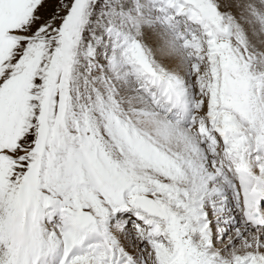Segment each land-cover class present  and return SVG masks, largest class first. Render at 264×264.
Returning a JSON list of instances; mask_svg holds the SVG:
<instances>
[{
    "label": "snow or ice",
    "instance_id": "6c2138e0",
    "mask_svg": "<svg viewBox=\"0 0 264 264\" xmlns=\"http://www.w3.org/2000/svg\"><path fill=\"white\" fill-rule=\"evenodd\" d=\"M97 2L55 0L44 16L47 0H0V264H216L213 233L223 236L220 225L235 222L229 193L248 227L259 230L253 239L240 227L235 239L228 236L229 250L237 240L246 249L232 264H264V83L246 107L233 104L230 77L221 88L215 68L224 53L214 48L210 102L189 105V113L202 109L211 117L210 129L201 117L202 147L215 146L214 155L224 147L227 168L212 181L227 182L222 199L139 175L135 144L109 109L124 62L139 47L130 33L142 26L143 0H105L92 20ZM208 5L218 18L216 35L231 37L218 5ZM235 27L247 48V33L239 22ZM197 253L212 259L198 261Z\"/></svg>",
    "mask_w": 264,
    "mask_h": 264
},
{
    "label": "rangeland",
    "instance_id": "374dc122",
    "mask_svg": "<svg viewBox=\"0 0 264 264\" xmlns=\"http://www.w3.org/2000/svg\"><path fill=\"white\" fill-rule=\"evenodd\" d=\"M164 1L165 0H158L157 2H155V0H147V4L150 7V9L155 8L157 5L159 9L162 10L163 15L160 16L162 18L161 23L157 22L155 25H152L153 26L152 27L149 24H145L142 21V26L140 28H134L131 31L130 35L132 36L134 42L139 45V47L135 51L131 52L128 60L124 62L125 66H131L130 67L132 68L131 73H129L126 76L120 75L121 79H123V83L120 85V90L116 93V95L111 97L112 103L109 111L111 116L113 117L114 122L118 121L120 127L127 130L128 135L132 138L135 144L136 154L131 158L135 161L136 172L139 175H144L160 180H166V182L175 185L177 188L181 189V191H188L190 189L189 188L190 186L192 190L193 185L200 180V177H198V173H197V167L199 166L200 163V160L198 161V159L200 156L197 155L196 150L191 148L190 145L191 141H189V138L186 136L182 138L184 141L180 139L181 137L180 138L177 137L175 139L176 136L172 141L171 140L163 141L162 138H160L153 131L154 128L153 125L148 126L147 123L142 122L141 120L142 117L141 116L139 117L137 115L138 110L141 109V107L143 108V104L145 103V105L147 104L146 106L151 109L152 114L155 113L153 115L158 119H161L162 117L161 115H163L160 109L163 110L164 108H166L170 110L169 109L171 107L169 106L170 103L163 99V94H161L160 92V89L162 87L160 83L168 80H169L168 82L174 83L173 81H175L174 79L175 76H172L173 74L169 71L170 69L171 70L178 69L182 76L186 75L185 79L187 80L188 72L186 70V67L183 66L184 69H182V67H178L179 66L178 62L181 59H183L180 61L181 65L187 62L186 58H189L188 61L191 62L193 67V69L188 68L189 73L191 74V75L189 74L190 76L189 81L192 83L190 85L191 87L188 86V88L190 87L189 91L191 93H194L195 100L197 99L196 101L204 100L206 103H209L208 99L210 93H208L205 90L208 85L206 82L208 81L206 77H203L205 79H203V85H201L200 81L197 78L198 77L197 74L199 73V76H201L200 74L205 73L206 70L205 68H207L208 64H205L204 61L200 59L203 58V56H205V53H207L209 49L211 51L214 48L217 50V52L223 51L224 53L223 56L217 55V59L220 68V73L222 74L221 81L223 80L225 81L224 79L225 74H227L230 77L229 85L235 89L232 97L233 104H239L242 107H246L247 102L244 101L247 100L249 95L254 96L252 90L253 78L251 80L248 77L246 79L244 78V72L240 71L241 65L246 63L248 64L247 67L251 71H256L258 60L256 58L255 59L252 58V53L246 50L250 46H247V48L245 49L244 45L238 41L237 35L235 33L233 35V31L231 37H229L227 34L221 35L219 37L216 35V33L220 31L219 24L217 23L218 18L216 17V13L214 9L209 7L208 0H178L181 3L185 4V6H188L186 8H189L190 11L192 10L191 13H194L193 17L196 18V20L192 19V21L186 20V17H181L180 19H178L179 21H176L175 18L171 17L172 15V11L170 10L171 7L167 6V4ZM104 3L105 0H98L97 7L91 16L92 20H96L98 17H100ZM212 3L218 5L219 11L223 16L224 27L227 28L225 10L222 8L220 4V0H212ZM54 7H55V0H47L45 8L42 10V15L44 16L50 15ZM144 17L148 18L150 17V15L144 14ZM190 25L192 28H190ZM146 27L148 28V30ZM153 28H156L157 30ZM158 29L165 30L170 35V37H168L169 40H167L165 37L159 34L156 35ZM180 37H182L181 40L179 39ZM173 38L176 40L177 45L171 42V39ZM105 39H107V37H105ZM166 41H168V43ZM210 41L212 42L211 44ZM223 43L224 45L225 44L230 45V48L222 49L220 46ZM198 48L200 49V51H198L199 50ZM237 49L238 51H236ZM108 50L109 52L111 51V45H109ZM175 50H177L178 52ZM243 50L245 51L246 54L240 53V51ZM97 51L101 53L98 59L102 60L103 51H104L103 46L98 48ZM167 53H169V56ZM178 54L181 56V59ZM233 57H235V59H233ZM173 60H178V62L176 61L177 66L170 65ZM244 60H246V62H244ZM167 62H169L168 63L169 65L167 64ZM238 63L240 64V66ZM187 65L189 66L190 64ZM197 66L199 67L200 72L194 71V68H196ZM133 67H135V69H133ZM246 74L248 73L246 72ZM147 78L151 79L152 84L145 83ZM143 84H144L143 86L144 90L142 89L139 90L137 87H140ZM174 86L177 87L179 86V84L174 83ZM202 91H204L205 93L204 95H201ZM159 93H160V97L158 98L157 96L159 95ZM180 96L182 99H184V96L182 94ZM200 111H202L201 117L202 116L204 117L205 126H210L209 118H207L204 115L202 109ZM177 112L178 109H174L173 115L170 116H168V113L166 112L165 114L166 117L165 116L164 117L168 119L170 122H172L174 119L176 124H178V122L181 120V117L174 116L175 114H177ZM193 116H195V118L197 117L195 112H193ZM201 117L196 121L187 125V128H189L190 130L193 129L199 130ZM262 131H264V129ZM157 136L159 137V139ZM176 141H178V144ZM174 142L176 144H174ZM200 142L202 145L203 142L202 141ZM125 143L127 146V141ZM173 145H176L177 147L176 146L173 147ZM184 148L186 149L183 150ZM151 149H155V151H158L159 154L161 152L162 156L166 155L164 157L166 160L171 159L173 161H166L165 163H161L153 155L154 150ZM177 149L180 150L178 151ZM149 150H151V152H148ZM162 150H165L167 152H163ZM206 150L207 152L212 151V147ZM120 155L123 154L121 153ZM210 157L213 164L214 163L216 164V162L219 161L218 156L214 155L213 153H210ZM164 173H168V176L165 177ZM58 221H59V217L57 216L53 219L51 224L54 225ZM239 225L240 223L237 224L236 227ZM230 234L231 232L229 231L223 234V236H221L219 233L214 232L212 244L215 245L212 246L214 248L218 247L219 243H223ZM218 237L220 238V240H218ZM222 238L224 239L222 240ZM121 241L123 243L129 244V242L125 241L122 238V236H121ZM128 244L127 247H129V249L131 248L130 251H134V249H132L131 247V244L129 245ZM141 247H143V245ZM224 251L225 249L221 253L223 254V256H225ZM194 258L198 261L209 260L207 259V257L204 256L203 253L194 254ZM216 264H218L217 261Z\"/></svg>",
    "mask_w": 264,
    "mask_h": 264
},
{
    "label": "bare ground",
    "instance_id": "6f19581e",
    "mask_svg": "<svg viewBox=\"0 0 264 264\" xmlns=\"http://www.w3.org/2000/svg\"><path fill=\"white\" fill-rule=\"evenodd\" d=\"M157 1L158 0H155V2H157ZM164 2L167 4V6H170L171 7V9H170L172 11L171 17L175 18L176 21H179L178 19H180L181 17H186V20H190V21H192V19L193 20H196V18L193 17L194 13H191L192 10L190 11L189 8H186L188 6H185V4L181 3L180 1H178V0H176V1H174V0H165ZM165 3H164V5H165ZM220 4H221L222 8L225 10V16H226V24H227V26L229 24L232 25L233 35H234V33L237 36L239 34V29H237L235 27V25H236L237 22H239V24L243 27L244 32L247 33V46H250V47L247 48V49L245 48V49L247 51H250L252 53V58H254V59L256 58L258 60L257 61V64L258 65H257V70L256 71H251L247 67L248 64L245 63V64H242L241 65V70L240 71L241 72L242 71L244 72V78L245 79L247 77L250 80L253 78V80H252V82H253L252 90H253L254 96H259L260 95V92H261V84L264 83V0H220ZM143 5H144V14L150 15V17H148V18H145L144 17L143 22L145 24H149L150 26L155 25L157 22H160L161 23V19L162 18L160 16L163 15L162 10L159 9V7L156 4H155L156 5L155 8L150 9V7L147 4V0H143ZM177 6H179L183 10L182 11L181 10H178ZM233 17H235V20H233ZM190 28H192L191 25H190ZM153 29H156V28H153ZM147 30H148V28H147ZM159 30L160 29H158V32H157L156 35L159 34V35L165 37L167 40H169L168 37H170V35L165 30H160V31ZM183 38H184V35H183ZM179 39L181 40L182 37H180ZM166 42L168 43V41H166ZM171 42L173 44L177 45V42H176V40L174 38L171 39ZM175 51H177V50H175ZM198 51H200V49ZM211 51L209 49V51L207 53H205V56H203V58L200 59V60L204 61L205 64H208L207 68H205L206 69L205 70V73L200 74L201 77H206V79L208 81V82H206L207 84H209V81H211L212 83H216L217 82V76L213 75L212 58L209 55V53ZM169 53H167L168 56H169ZM240 53L243 54V53H245V51L244 50L243 51H240ZM199 55H200V53H199ZM154 59H156V58H154ZM165 59H166V57H165ZM180 59H181V56H180ZM188 59L189 58H186L187 62L185 64H182V65H181L180 61L183 60V59H181L179 62H178V60H173L172 63L170 64L171 66H175L177 64V62H178L179 63V66L178 67H182V69H184V67H186V70L188 72L187 80L185 79L186 75L182 76L180 74V72H179L178 69L177 70H171L170 69L169 71L173 74L172 76H175V78H174L175 81H173V82L179 84V86L175 87L174 86V83L168 82L169 80L160 83L162 85V87L160 89V92H161V94H163V99L170 103L169 104V106H171L169 108L170 110H168L166 108H164L163 110L160 109V111L163 113V115H161L162 116L161 119H158V118H156L153 115L155 113L152 114L151 109L146 106L147 104L145 105V103H144L143 104V108L141 107V109L138 110V114L137 115L139 117L140 116L142 117L141 120H142L143 123H147L148 126L149 125H153L154 126L153 131L160 138H162L163 141H169V140L172 141L175 136H176L175 139L177 137H179V138L181 137L180 139L184 138V136L188 137L189 138V141H191V143H190L191 148H193L194 150H196L197 155L200 156L199 159H198V161L200 160V163H199V166L197 167V173H198V177H200V180L193 185V189L192 190H191V186H190L189 187L190 188L189 190H191L192 195L195 196V197L196 196H200L201 198H203V197L207 196V197H210L212 199H222V197L219 196V192H220V190H222V189H224L226 187V183L227 182L225 180H217L216 183H212V181H213V179L215 177L220 176L222 174V172L225 171L226 168H227V158L222 155L224 153V147H223V145H220L219 146L218 152L221 153V155H217L218 158H219V161L216 162V164L215 163L213 164V162H212L211 167H209V161L211 160L210 153H213V152L212 151H209L210 152L209 153V152H207L206 149H204L203 147H201L202 145H201V142L200 141L203 142V137L200 136V135H202L201 132H200V129L199 130L198 129L190 130L189 128H187V125H189L190 123L196 121L197 119H199L201 117V112H202V111L199 110V111H192L191 113H189V111H188V108H189V105L190 104L191 105H196L197 102H198V101H196L197 99L195 100L194 93H191L189 91L190 90L189 88L191 87L190 85L192 83L189 81V79H190L189 74L190 73H189L188 68L193 69V67H192L191 62L188 61ZM254 61H256V60H254ZM244 62H246V60H244ZM252 62H253V60H252ZM168 63L169 62H167V64ZM193 63H194V61H193ZM159 64H161V63H159ZM187 64H190V65L188 66ZM239 66H240V64H239ZM130 67L131 66H124L123 69H122V71H121V74L120 75L126 76L129 73H131V69L132 68H130ZM215 68H216V71L218 73V82H219L221 88H223L225 81L224 80L221 81L222 74L220 73V68H219V64H218L217 57H216ZM133 69H135V67H133ZM246 72L248 74H246ZM197 75L199 76V73ZM221 82H222V84H221ZM145 83L152 84V81H151L150 78H147ZM181 84L183 85V89H181ZM246 85H248V84H246ZM143 86H144V84L141 85L140 87H137V88L139 90H141V89L144 90V87ZM188 86H190V87L188 88ZM181 94L184 96V99L181 98V96H180ZM131 97H133V96H131ZM157 97L158 98L160 97V93H159V95ZM208 102H210V94H209ZM244 102H247V100L244 101ZM174 109H178L177 114H175L174 116L181 117V120L178 122L179 125L176 124V122L174 121V119H173L172 122H170L168 119L165 118L166 117L165 116L166 112L168 113V116L173 115ZM193 112L196 113V115H197L196 118H195V116H193ZM204 115L207 118H209L210 126H206V127H208L210 129L211 128V117L207 113H204ZM262 130L263 129H261L260 131H262ZM250 135H251V133H250ZM159 137H158V139H159ZM241 139H243V138L241 137ZM183 141H182V143H183ZM176 142L178 144V141H176ZM180 142H181V140H180ZM234 142H236L235 141V138H234ZM254 143L257 145V147H259L261 145V138H260V135L259 134L256 136V138L254 140ZM174 144H176V143L174 142ZM182 145H184V144H182ZM174 146H176V145H173V147ZM212 147H215V146H212ZM165 148H167V147H165ZM188 148H190V147H188ZM185 149L186 148H184L183 150H185ZM151 150H154V154L153 155L161 163H165L166 161H173L171 159H167L166 160L164 158L166 155L165 156L164 155L162 156L161 152L159 154V152L158 151H155V149H151ZM151 150H149L148 152H151ZM162 151L163 152H167L165 150H162ZM255 151H256V149H253L250 152V158L252 159L253 165H255ZM187 156H188V154H187ZM222 165H223V167H222ZM214 169H215V171H214ZM195 170H196V168H195ZM229 175H231V173H229ZM228 205L231 208H233V215L235 216V222L234 223L233 222H230L227 225L222 224V225H220V227H225L227 229L226 233L230 231L231 234H232V236H233V239L236 238V234L233 233V232L238 227L241 228V231L245 233V235L248 237V239H253V236L250 235V234L257 233L259 230L258 229L251 228L250 225L248 227V225L246 224V222H245L244 217L242 216V214L239 213V212H236V210H235V201L232 198L231 193H229ZM219 207L222 208L223 205L222 204H219ZM260 208H261L262 211H264V199H261ZM228 218H229V214L227 212H225L224 213V216H223V219H228ZM239 223H240V225L236 227V225L239 224ZM122 238H123V236H122ZM223 239L224 238H222V240ZM218 240H220L219 237H218ZM132 243H135V241H133ZM234 243H237V247L235 249H232V250H229L228 247H227V245H228L227 239L223 243H219L218 247H216V248H214L212 246V249L211 250L212 251H215V253L218 254L216 256V261H217L218 264H232L234 255H241V254H243L246 251V249L244 248L242 242H240V241L237 240ZM124 244L127 246L128 243H124ZM212 245H215V244H212ZM141 246L142 245H140V247ZM224 249H225V251H224L225 256H223V254H221ZM207 259L211 260L212 257L211 256H208ZM49 264H52V262L50 261Z\"/></svg>",
    "mask_w": 264,
    "mask_h": 264
}]
</instances>
